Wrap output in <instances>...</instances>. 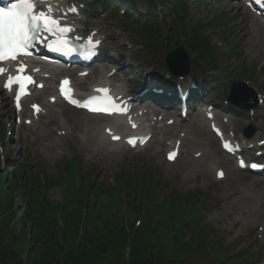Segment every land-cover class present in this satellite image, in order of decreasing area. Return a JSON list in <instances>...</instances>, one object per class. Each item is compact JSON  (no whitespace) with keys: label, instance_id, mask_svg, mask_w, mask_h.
I'll return each mask as SVG.
<instances>
[{"label":"rangeland","instance_id":"374dc122","mask_svg":"<svg viewBox=\"0 0 264 264\" xmlns=\"http://www.w3.org/2000/svg\"><path fill=\"white\" fill-rule=\"evenodd\" d=\"M82 1L87 3V13L90 10V12L97 14L102 20L100 27L103 28L107 38L105 41L106 47L108 49H113L116 53V58L119 59L122 57V62L118 67L124 69L126 66L125 70L129 73L128 76L136 77L137 81H145L146 73L144 75H141L139 73L140 71L133 73V70L129 69V66L127 67V62L136 70L138 69L136 63H139V69L145 70V72H150L154 69V65H156L155 77H157V79L161 81L166 76H169L170 80H173L171 74L160 66V64L162 63L161 54L165 51L171 50V48L177 46H185L182 45L183 41L180 38V24L172 22L170 19H168L167 22L165 21L168 13L173 15L174 9L180 4L184 6L185 9V16L184 13H181V15L183 18L186 17V23H190L191 27L199 30L202 38L207 40L210 46V51L212 48L214 53L216 65L214 70H216L215 73L217 79L214 80L216 84L212 86L213 95H208L209 100H214V97H216L217 101H220V99L223 100V97L227 94V91L233 82H245V80L250 82V84L247 83V86L253 88L257 96L264 95V58L250 56L248 51L249 44L247 43L246 37H240L241 32L239 27L241 23L244 21L248 22V29L251 28L250 20L252 16L237 0H176V2L174 1L175 3L168 0H157L154 7H147V0H120L127 2L130 6L129 13L134 15V17L131 18V24H127V21L124 18L126 15L121 16V13L118 11L111 9L110 11L107 10L110 8V5H112V1L114 0ZM97 1L98 10L93 12L91 4L94 2L97 3ZM104 9L105 11L103 12ZM153 17L161 19V24L157 30V41L155 42L157 48L154 50L153 54L150 53L155 59L148 56L149 53L145 51L144 46L146 45V39L143 35L141 36L143 33L139 29V24H141L142 21L147 18L155 20ZM172 17H174V15ZM97 22L99 21L89 19V24L86 28L88 29L95 26ZM109 35H111V37H109ZM166 38H168V40H165ZM159 40L164 41L159 44ZM203 51L205 50H202V52ZM191 55L193 54L191 53ZM158 56L159 62H161L160 64L157 63L156 60ZM132 57L134 58V61H132ZM145 64L146 66H144ZM196 71L198 70L193 68L190 74L195 76L191 75L192 78L190 79L199 81L204 75H200V73ZM124 73V70L118 72L121 76L124 75ZM210 77L212 79L214 78L213 75ZM188 79L189 78L187 77L181 80L184 82ZM28 105L26 108H29ZM6 106H9V108L11 107L9 99L0 101V107H3L1 112H4ZM258 107L249 113L245 112L246 115L248 114L246 119L241 118L239 115L233 116L232 113L230 114L232 116L231 121L229 117L223 115L221 116V119L230 123L236 121L237 130H234L233 132H235L238 139H243V130L252 126L254 129L253 135H259L261 141H264V107ZM224 108L228 110L226 107ZM54 109L57 110L59 107H54ZM231 109L232 108L229 110ZM157 111L159 113L163 112L162 109ZM219 112L221 114H226L221 111ZM7 116L6 113L5 116H3V120L6 121ZM254 116L257 118L251 120ZM18 118L20 119V116H18ZM5 121L0 125V151L4 150L11 160L7 168H0L4 172V174H2V181L0 179L2 182V185L0 182V213H2L1 215L4 214L6 201L8 202V198L12 196L14 198V203L17 204L15 207L17 211L16 217H14L13 221L14 224L16 222L17 228L12 226V232L17 233L24 225L21 215L23 214L25 201L21 203L18 199H20V195L25 198L26 195L23 194L27 193L24 191L23 182L16 183L18 177H15L24 170L26 173H31V175L33 174L40 177V179H42V185H46L50 182L49 188L46 187L44 190L45 192H41L42 187L38 190L39 192L37 196L40 193L38 196L39 198L44 194L43 196L46 198L44 202H50L51 206L56 207L57 204L64 202L65 197L61 186L63 187L64 184L66 186V184L68 185V183L71 182L68 176H73L72 173L75 168L72 166H75L77 159L75 158L70 165L69 174L66 179L63 178L64 171H66L64 170L65 167L63 168V165L70 159L78 157L80 172L78 173L79 178H75L74 180V185H89L91 182L89 181V175L94 173L96 184L101 186L100 190L102 191L101 194L92 196L94 193L96 194V189L94 188L93 190H90L89 195H91V197H89V199L92 200L95 199V197H99V201L103 206L111 203V207L115 213H121L126 221L127 216H129V224H132L133 220L136 218L145 219L143 215H136L129 206L132 202L131 199H134L135 201L141 199L139 193L141 192L139 190L140 186L132 187L133 185L125 183L124 179L123 181L117 180L118 173L125 172L126 174H138L136 175V178H145L143 182L144 184L151 180L158 182L160 192H153L152 197L153 202L158 205L164 203L167 195L170 193H176L181 197L188 196L190 198L189 200L192 201V210L193 215L195 216V218L190 217L188 220L191 219V222L197 220L199 222L197 225L198 228L194 226L192 229L196 232L194 238H197L193 240L195 242L194 244L199 241L207 242V249L204 252L205 260L203 258L197 264H215L218 258L230 255L235 256L236 254H239L238 256L240 258L247 257L250 254L251 256L252 254H257L263 257L264 234L261 233V229L262 227L264 228V224L261 222H255L254 224H250L248 227L241 229L242 225L240 223H234V216L230 217L228 215L227 218L222 216L224 214L227 215L230 211L227 209V205L232 202L229 192L231 191L230 185L233 179L238 177L243 178L244 181L247 182V185H244L242 190H245L244 188L247 187V191H255L258 195V201L264 203L263 184H258L255 188L250 186V182H260L264 180V177L252 176L247 172L235 170L236 166L233 161L227 166L229 172H226V169L222 166L213 167L214 162L218 159L228 157L223 154L219 146V141L213 136L209 129L204 132L205 136H200L189 126H186L184 128V135L189 144L184 151H186V153L190 151V157L182 154L175 164L169 165L166 163L164 157L167 149L165 148L166 146H156L155 154L152 151L153 148L134 150L131 152L122 151L123 154L119 158L114 159L113 157L105 160L102 157L103 154L97 155L96 153H92L87 147L82 146V144L79 146L77 141L72 139L71 136L68 144L65 142L66 146L54 148L52 151H49V154L38 153L34 146H26V144L29 145V143L22 138L16 139L17 134L21 129L20 125L15 127L13 135L10 136L8 126L11 124V120L9 124L7 123L8 121ZM39 125L40 123L35 124V128ZM230 128L231 126L227 128V133H230ZM21 132H23V130ZM165 138L166 141L176 139L175 135L166 136ZM251 141L256 142L253 141V139L248 142L252 143ZM184 158H186L188 162H193V164L186 163ZM15 166L16 168H14ZM217 169H222L226 174L228 173L227 178L229 177V179H224L223 181L218 182V178L215 174ZM169 174H171V177H169ZM3 175L6 177H3ZM117 182L119 183L117 184ZM123 186L125 187L123 188ZM75 188L77 187H73V189ZM144 196L146 195L142 194V198ZM106 197L111 198V200L106 202ZM27 204H29V202ZM70 211L72 210L69 209V212ZM2 218L3 219L0 222V225H2V227L0 226V231L4 232L8 229L3 226L5 225L4 221L8 220L9 217L3 216ZM197 221L194 222L197 223ZM57 222L61 224L60 221ZM175 224L180 225V222L178 223L176 221ZM199 225L203 228V231ZM9 229H11V227ZM182 230L185 239H188L189 232L186 231L185 227H183ZM25 232L28 235L30 228L25 229ZM6 236L8 237V234ZM117 258L118 255H115L109 264H115ZM238 261L240 260L237 259V262ZM101 264L108 263L104 260ZM119 264H126L125 259L121 260ZM191 264L194 263L192 262ZM239 264H256V262L248 260L247 262L244 261V263Z\"/></svg>","mask_w":264,"mask_h":264},{"label":"trees","instance_id":"16d2710c","mask_svg":"<svg viewBox=\"0 0 264 264\" xmlns=\"http://www.w3.org/2000/svg\"><path fill=\"white\" fill-rule=\"evenodd\" d=\"M154 1L150 0V5L153 6ZM155 25L145 27L152 29ZM189 39L191 51L202 48L205 50L203 53L212 58L207 41L200 39L197 30L192 31ZM195 68L203 70L198 65ZM73 167L75 170L71 179L79 173V167L76 164ZM2 174L0 171L1 181ZM136 175L134 173L133 178H129L130 184L132 187H136V184L140 186L141 199H131L130 207L136 215H143L145 219L141 227L133 231L125 223L127 221L124 216L115 213L111 203L103 206L99 197L89 199L90 190L96 189V194L92 196L102 191L101 186L94 185L93 177H90L92 183L89 185L68 184V190H62L64 202L53 207L50 202H44V194L39 198L40 193L37 196L41 187V192L49 188V182L42 185L38 176L18 174L15 177H18L16 183L23 182L24 191L27 192L23 194L25 198L20 195L18 199L21 203L25 201L21 215L24 225L17 233L12 232V226L17 228L16 222H13L17 204L11 196L6 201L4 214L0 213V222L3 216L9 217L3 225L8 229L0 231V264H101L104 260L109 264L115 255H118L115 264L124 259L126 264H197L205 256L207 242L194 244L193 240L197 238H194L196 232L192 229L199 222L194 220L187 223V219L193 217L190 198L170 193L159 206L152 200L153 192H160L158 182L151 180L144 184L145 178H136ZM66 176L67 173L63 178ZM72 186L77 188L73 189ZM142 194L147 197L142 198ZM105 199L106 202L111 200L107 197ZM69 209L72 211L69 212ZM176 221L180 225L175 224ZM183 227L189 232L188 239L184 237ZM27 228H30L28 235L25 232ZM229 260L217 259L215 264H228Z\"/></svg>","mask_w":264,"mask_h":264},{"label":"bare ground","instance_id":"6f19581e","mask_svg":"<svg viewBox=\"0 0 264 264\" xmlns=\"http://www.w3.org/2000/svg\"><path fill=\"white\" fill-rule=\"evenodd\" d=\"M239 3L241 0H237ZM68 2V0H47L48 4H51L53 8V13L57 14L58 16L61 15V13H67L68 9L64 7L65 3ZM41 7H46L45 4H41ZM68 20V23L71 24L74 28L82 29V24L85 23V20L83 16L80 14V12L74 14V15H66V18ZM250 26L251 30L248 29V22H242L239 29H240V37H246L247 43L249 44V54L252 57H260L264 58V26L259 23V21L252 17L250 20ZM0 68H3L5 71L0 74L4 75L8 72V67L6 65H1ZM61 75L71 76L70 72H62ZM98 70H94L91 73V77H98ZM1 77V76H0ZM111 78H104V83L106 85H110L115 91L118 92L120 95L123 93L124 86L120 83V80H115L117 76L115 74L111 75ZM52 80V79H49ZM46 81V80H45ZM74 85L77 89L80 87L86 86L85 83L81 82L79 83L78 79L73 77ZM47 81L45 82V84ZM83 84V85H81ZM6 91L2 89V84H0V99H5L7 96L5 95ZM45 94H49V97H52V88L49 86H44L43 90L41 92H36V97H34V102L37 103V100L42 99V96ZM48 97V99H49ZM38 104V103H37ZM32 105V104H31ZM42 109L38 113L37 121L40 122V125L35 128V125L31 127H26L25 124H23L22 128L17 134L16 139L22 138L24 141L29 143V145L26 144V146H34L36 148V152L46 153L49 154V151H52L54 148L59 146H64V141L69 137V133L75 141H77L78 145L87 147L91 150L92 153H96L97 155H102V157L105 160H108L110 158L114 159L119 158L123 154L122 151H116V147L120 146H113L112 144V137L119 135L118 133H113L114 130L113 125L111 124V121L108 118L97 116V115H88L84 113L83 111H78L76 109H71L66 107L65 105H61V103H55V105L49 104V100L47 102L41 101ZM58 106L60 107L59 111H55L54 107ZM133 110H138L132 108ZM5 110V108H4ZM1 112V110H0ZM10 112V111H8ZM29 112L30 119L32 117L31 110L24 109L23 114L27 115ZM5 114L4 112H1L0 115L2 116ZM142 116H144V119L147 120V122L150 124L153 122L145 110L142 111ZM154 117V116H153ZM201 117V113H197L195 118H191L189 120V127L200 136H205L204 132L206 131V120L199 119ZM245 119V115L243 116ZM149 119V120H148ZM220 118H216V120L219 122ZM127 121V120H124ZM138 121L136 117L133 118V122ZM185 120L184 122H186ZM188 122V121H187ZM106 123L111 124L112 127L107 129L104 128L102 134L103 137L99 135V129L100 125ZM153 124V123H152ZM130 125H133L130 123ZM183 119L181 121H178L176 124V127H184ZM226 125V124H224ZM228 126H231L232 129H237L236 121L229 123ZM54 127L55 129H52ZM174 127H169L166 129V131L163 133L164 135H172ZM23 130V132H21ZM152 133L150 135L153 137V134H157L156 128L151 129ZM21 132V135H20ZM107 134V137L105 136ZM208 134V133H207ZM209 135V134H208ZM176 136V135H175ZM15 139V140H16ZM164 142L160 139L154 138L151 140V142L147 145V149L153 148L152 151L155 154V148L156 146H162ZM189 142L187 143V140H185V137L181 136L179 138V141L175 142L173 144L174 148L181 147L183 150L185 146H188ZM109 146H113L115 148H109ZM172 147V148H173ZM159 148V147H158ZM171 148V149H172ZM158 151V150H157ZM186 153V152H184ZM189 152L187 153V155ZM189 156V155H188ZM186 163H190L191 165L193 162H188L186 158H184ZM221 164L220 162L215 163V165ZM169 177H171V174H169ZM230 185L231 191L229 192L230 197L232 198V202L227 205V209L230 210L227 215H223L222 217H228V215L234 216L233 221L234 223L238 222L242 225V228L248 227L250 224H254L255 222H263L264 221V203L258 201V195L255 191H247V187L243 191L241 188H238L237 185H241L242 183L247 185L246 181H244L243 178H235L232 180ZM234 184V186H233ZM263 184L262 187L264 188V180L260 182H250V186L255 188L256 185ZM256 194V195H255ZM259 194V193H258ZM260 196V195H259Z\"/></svg>","mask_w":264,"mask_h":264},{"label":"snow or ice","instance_id":"6c2138e0","mask_svg":"<svg viewBox=\"0 0 264 264\" xmlns=\"http://www.w3.org/2000/svg\"><path fill=\"white\" fill-rule=\"evenodd\" d=\"M257 3L264 2V0H256ZM41 4H45L46 7H40ZM69 12L75 13L76 7L73 6L69 9ZM67 13H61L59 17L53 15V8L51 4L47 3V0H17L16 3L5 8L0 7V62L10 59L17 60L19 56L29 55V49H31L37 42H47L48 37L53 38L52 44H49V50L56 51L65 56H71L73 49L69 47L72 43L71 40L66 37L74 29L67 24L62 23V19L66 18ZM76 39H80L77 37ZM99 44V41H93L91 38L88 39L85 49L89 50L88 56L90 58L93 54L90 49L95 48ZM80 54V53H77ZM5 70L0 68V74ZM18 75L15 77L10 76L6 87H11L13 83L20 86L21 92L24 91L25 84L31 83V77L20 75L25 72V66L21 65L17 68ZM69 81L65 80L62 82L61 92L66 97L69 95V91L65 90L64 85H68ZM105 92L106 90H97ZM19 100V95L17 96ZM107 100V97H105ZM75 103V101H72ZM97 98H89L85 102L83 107H89L90 105L99 104ZM111 105V101H108ZM92 111H105L111 114L112 111H119L114 105L109 107H93L90 108ZM118 139V137H113ZM225 148L228 145L225 144ZM170 160L174 159V154H170L168 157ZM220 176L223 173H219Z\"/></svg>","mask_w":264,"mask_h":264},{"label":"water","instance_id":"95a60500","mask_svg":"<svg viewBox=\"0 0 264 264\" xmlns=\"http://www.w3.org/2000/svg\"><path fill=\"white\" fill-rule=\"evenodd\" d=\"M167 64L169 69L175 75H185L188 72V56L181 48L176 49L167 55ZM241 85V83L233 84L232 90L234 92L239 91ZM229 98L232 102L238 103L234 98V95H231Z\"/></svg>","mask_w":264,"mask_h":264}]
</instances>
